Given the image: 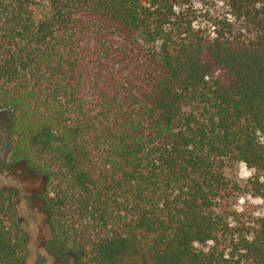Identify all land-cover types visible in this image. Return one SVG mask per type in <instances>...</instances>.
Returning a JSON list of instances; mask_svg holds the SVG:
<instances>
[{"label":"trees","instance_id":"trees-1","mask_svg":"<svg viewBox=\"0 0 264 264\" xmlns=\"http://www.w3.org/2000/svg\"><path fill=\"white\" fill-rule=\"evenodd\" d=\"M194 1L0 0L11 157L76 264H264V0ZM27 254L2 188L0 264Z\"/></svg>","mask_w":264,"mask_h":264},{"label":"rangeland","instance_id":"rangeland-1","mask_svg":"<svg viewBox=\"0 0 264 264\" xmlns=\"http://www.w3.org/2000/svg\"><path fill=\"white\" fill-rule=\"evenodd\" d=\"M211 0H195L199 9V21L217 16ZM11 116L8 111L0 112V189H11L20 219L27 235L28 254L26 264H76L77 253L64 252L53 240L48 212L43 201L45 176L30 169L23 161L11 157L12 145L8 131ZM249 172L245 171L247 175Z\"/></svg>","mask_w":264,"mask_h":264}]
</instances>
